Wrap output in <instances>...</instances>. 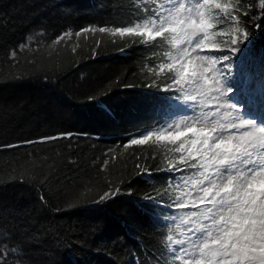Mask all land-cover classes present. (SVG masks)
<instances>
[{"label":"trees","instance_id":"obj_1","mask_svg":"<svg viewBox=\"0 0 264 264\" xmlns=\"http://www.w3.org/2000/svg\"><path fill=\"white\" fill-rule=\"evenodd\" d=\"M164 1L0 0L3 264H173L167 236L180 232L171 217L186 210L174 206L177 181L195 169L180 163L177 142L130 141L162 131L176 103L163 90L175 73L159 68L174 47L163 37L114 34ZM220 2L228 14L213 9L210 43L224 55L234 47L237 78L259 87L264 8Z\"/></svg>","mask_w":264,"mask_h":264},{"label":"snow or ice","instance_id":"obj_2","mask_svg":"<svg viewBox=\"0 0 264 264\" xmlns=\"http://www.w3.org/2000/svg\"><path fill=\"white\" fill-rule=\"evenodd\" d=\"M260 7L264 8V0H260ZM213 9L228 14V4L220 0H167V5L149 10L150 15L142 23L115 29L114 34L120 36L152 40L163 37L172 44L176 49L175 56L168 54L172 62L159 65L161 72L167 68L169 73H175L168 77L169 83L163 90H173L176 94L169 98L187 110L169 118L162 131L134 137L130 143L145 144L152 135L169 143L181 141L176 149L182 152L180 163L195 169L177 181L181 195L175 198L174 206L191 210L178 218L171 217L180 236H167L169 261L264 264V125L243 118V108L231 100L235 88L231 86L234 68L228 63L229 55L198 52L209 48L219 50L217 44L210 43ZM231 19L237 21L238 17L232 15ZM98 30L103 33L109 29ZM232 31L243 30L236 27ZM165 33L171 35L170 40ZM246 35L245 32V38ZM59 39L63 36L57 42ZM237 43L238 38L233 36L231 44ZM210 101L215 108L205 111ZM218 114L221 119H214ZM223 118H227L226 123ZM62 135L70 138L67 133ZM109 195L105 193L101 200ZM158 205L165 206L162 201ZM7 253L5 246L0 252V264Z\"/></svg>","mask_w":264,"mask_h":264},{"label":"rangeland","instance_id":"obj_3","mask_svg":"<svg viewBox=\"0 0 264 264\" xmlns=\"http://www.w3.org/2000/svg\"><path fill=\"white\" fill-rule=\"evenodd\" d=\"M232 0H228V2H231ZM190 2V0H189ZM163 5H167V0H165ZM232 49H235L234 47H227L225 50V54L229 55L230 60L228 63H231L233 66L234 64L238 63V61L241 60L242 55L237 52L233 51ZM200 55H210L215 56V52L209 49L205 50H198ZM176 55V49L174 48V54ZM195 55V53L193 54ZM171 61V60H170ZM172 62V61H171ZM219 67V65H218ZM239 72H235L233 74V79L231 82V86L235 88V91L231 94V100L235 102L237 105H240L243 108L242 117L246 119H252L259 123V125H264V88L258 93L253 91L252 87L248 86L243 83V90H239V81L235 78L237 77ZM261 86V85H260ZM239 90V91H238ZM246 94H245V93ZM248 92V93H247ZM250 92V93H249ZM228 97H225L227 99ZM186 103L191 104V101H187ZM215 104L210 101L207 108H205V111H211L214 110ZM187 110L183 107H181L178 103L173 105V108L170 110V115L167 117V120L175 115L185 113ZM223 112V109L221 110ZM214 119H221L220 115L218 114L217 117H214ZM223 122H227V118H223ZM163 130V129H162ZM178 145L181 143V141L177 142ZM190 190V189H189ZM191 208H186L185 212L190 211ZM180 236V234H179Z\"/></svg>","mask_w":264,"mask_h":264},{"label":"clouds","instance_id":"obj_4","mask_svg":"<svg viewBox=\"0 0 264 264\" xmlns=\"http://www.w3.org/2000/svg\"><path fill=\"white\" fill-rule=\"evenodd\" d=\"M165 2V1H164ZM213 52H215V56H223L224 54L223 53H221V51H217V50H214V49H211ZM238 63H239V61H238ZM233 68H234V73L236 72V64H234V66H233ZM238 81H239V83H238V85H239V90L241 89V90H243L244 88H243V83L242 82H244V80H242L241 79V77L240 78H237V77H235ZM244 84L246 85V87H248V86H251L252 87V92L253 91H255V92H260V90L261 89H263L264 88V84L263 85H261V86H259V87H256L253 83H251V84H247V83H245L244 82ZM238 90V91H239ZM245 93V92H244ZM248 93V92H247ZM250 93V92H249ZM246 94V93H245ZM177 103V102H176ZM175 103V104H176ZM182 153V152H181ZM185 155H186V153H184ZM195 170H192V172H194Z\"/></svg>","mask_w":264,"mask_h":264}]
</instances>
